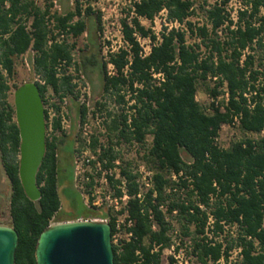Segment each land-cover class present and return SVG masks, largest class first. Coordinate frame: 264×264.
Segmentation results:
<instances>
[{"label":"trees","instance_id":"16d2710c","mask_svg":"<svg viewBox=\"0 0 264 264\" xmlns=\"http://www.w3.org/2000/svg\"><path fill=\"white\" fill-rule=\"evenodd\" d=\"M205 2L133 0L121 19L126 46L109 52L105 61L96 52L87 56L88 64L101 67L106 93L116 94L120 102L125 96L135 99L131 122L124 124L121 134L142 143L148 134L153 136L144 157L155 169L154 189L143 199L130 200L132 236L121 248L113 245L114 264H164L162 250L171 244L172 220L191 240L192 253L202 263L264 264V0H239L237 17L229 8L231 0H217L209 7ZM74 3L73 9L52 13L53 4L42 8L36 0H0V164L12 185L10 215L19 233L16 264H37L39 237L62 207L59 179L65 167H60L58 154L63 149L71 158L73 177L75 139L73 133H55L61 126L54 118L37 176L42 197L37 202L28 198L19 177L20 133L14 104L8 100L10 80L15 58L32 50L34 69L45 80L36 82L44 105L59 109L57 102H49V88L60 100L73 93L76 84L65 67L78 63L73 56L76 46L68 38L84 34L86 17L94 13L90 5L83 8L82 0ZM199 9L205 11L202 24L191 20ZM162 13L158 36L142 18L154 21ZM96 21L102 30L101 12ZM187 34L198 40L189 42ZM137 35L151 40L150 53L145 54ZM202 83L215 99L209 105L197 99ZM224 86L228 99H219L226 92ZM77 109L74 113L85 114V106ZM236 116L242 132L257 136L219 146L216 137L222 126ZM127 119L122 115L123 121ZM120 123L118 117L112 127L117 129ZM124 173L129 192L136 194L138 175ZM65 215L63 220H75L92 213ZM235 248H240L239 260L230 259Z\"/></svg>","mask_w":264,"mask_h":264},{"label":"built area","instance_id":"2783aa9c","mask_svg":"<svg viewBox=\"0 0 264 264\" xmlns=\"http://www.w3.org/2000/svg\"><path fill=\"white\" fill-rule=\"evenodd\" d=\"M138 37L141 41L142 38ZM143 39L149 42L147 49H144L145 54H148L151 51L152 43L149 38ZM72 65L74 63L67 67ZM61 66L64 64L58 68L59 72H62ZM109 69L111 72L112 64H109ZM58 74L61 75V73ZM39 76L35 82L44 84L45 80L40 74ZM224 90L225 94L221 95L219 99L223 96L228 97L226 86H224ZM121 94H125V91H121ZM90 95L88 86H75L73 93L63 96L58 102L59 109L56 110L48 103L45 106V110L47 109L49 114V118L46 120L47 133L54 132V118L59 120L61 126L55 133H74L73 184L84 198L86 206L93 213L87 218L77 220L110 223L114 226L112 243L121 248L125 241L131 238V228L134 226V220L130 214V200L135 197L143 199L146 192L154 189L155 169L148 164L144 157L152 143L153 136L148 134L145 142L142 143L136 139H128L121 134L124 124L131 122L130 106L135 103V99L130 100L128 96H125V101L120 102L116 94L111 95L105 92L104 96L90 103ZM210 99L215 101L213 98ZM71 100L77 101L80 106H85V114L74 113L70 105ZM122 115H128L127 121L122 120ZM118 117L121 119V123L117 129H114L112 124ZM224 125L239 127V118L236 116L232 123ZM216 143L224 148L231 144H223L221 131L216 137ZM125 170L138 175L136 181L139 190L136 194L129 192V178L124 173ZM173 178L176 179V176L173 175ZM160 208L165 210L166 206L162 205ZM172 223L173 226L170 230L172 241L162 250L163 263L191 264L193 259L198 261L197 256L192 253L191 240L181 233L179 225L174 220ZM159 248L160 245L155 246V251H158ZM233 252L239 254L240 248H235ZM230 259L237 260L232 255Z\"/></svg>","mask_w":264,"mask_h":264},{"label":"rangeland","instance_id":"374dc122","mask_svg":"<svg viewBox=\"0 0 264 264\" xmlns=\"http://www.w3.org/2000/svg\"><path fill=\"white\" fill-rule=\"evenodd\" d=\"M42 8H47L48 5L51 6V12L58 11L64 13L69 9L74 8V0H36ZM217 0H207L205 2L206 7L214 4ZM83 8L91 6L93 14L86 17L88 30L77 38L69 37L68 41L70 44H75V49L73 51L74 61L78 63L72 65L71 67H65L66 74L73 76L72 82H76L77 86H88L90 89V103H93L95 99L104 96L105 91L103 90V76L101 72V67L99 65H90L87 63V56H90L93 52L98 54L100 60L105 61L109 57V52L118 51L119 48L126 46L124 42L122 30H121V19L128 15L130 8L133 6V0H82ZM239 0H231L229 3V8L233 13L234 17H237L238 9L240 8ZM101 12L102 14V30H98V25L96 21V14ZM199 15L195 20L200 22H206L204 9H199ZM165 19V13L160 14L154 21L142 18V23L153 30L157 35L162 31V24ZM181 27H185L184 25ZM63 39V36L58 38ZM187 39L189 42H194L198 40L196 37L187 34ZM141 43L144 49H147L149 42L147 40L141 39ZM34 52L29 50L24 55L15 58V74L10 80V84L13 86L9 94L8 100L14 104V85L23 84L28 81H34L40 77L39 73L36 72L33 66ZM80 69L77 70L76 68ZM110 70V69H109ZM49 102H59L60 98L56 95L51 88L48 90ZM197 99L203 105H209L211 102L210 96L207 93L206 85L199 84ZM70 105L74 112L78 108L79 104L75 100H71ZM78 111V109H77ZM76 116V115H75ZM73 131V130H72ZM60 134V133H59ZM65 134V133H63ZM61 134V135H63ZM74 134V133H73ZM69 135V134H68ZM245 136L256 137L255 134H245L239 127H233L229 125H224L221 130V138L224 145H229L234 140L241 139ZM75 139V136H72ZM72 143V141H69ZM140 152V151H138ZM143 152V149H142ZM140 154V153H139ZM134 156V154H132ZM184 156H188L184 153ZM65 157V156H64ZM70 158V157H69ZM63 160V165L65 169L60 173L59 179V192L61 198V211L52 220V224L59 222H65L69 220L66 219L65 213H70L76 211L77 213H92V211L86 206L85 200L81 193L75 188L72 182V162L69 160ZM71 159V158H70ZM149 164V163H148ZM74 167V163H73ZM1 168V180H0V225L12 226L11 215H10V199L12 193L11 181L8 178L3 166L0 164ZM93 214V213H92ZM62 219V220H61ZM77 220V219H75ZM234 259L239 260L240 255L237 252L232 254ZM166 257L164 256V259ZM191 264H205L200 263L193 259Z\"/></svg>","mask_w":264,"mask_h":264},{"label":"water","instance_id":"95a60500","mask_svg":"<svg viewBox=\"0 0 264 264\" xmlns=\"http://www.w3.org/2000/svg\"><path fill=\"white\" fill-rule=\"evenodd\" d=\"M20 133L19 177L28 198L42 197L37 176L47 149L46 110L39 85L28 81L14 90ZM1 180V168H0ZM19 233L0 225V264H16ZM112 225L91 220L51 224L38 240L37 264H114Z\"/></svg>","mask_w":264,"mask_h":264},{"label":"crops","instance_id":"0c3cea01","mask_svg":"<svg viewBox=\"0 0 264 264\" xmlns=\"http://www.w3.org/2000/svg\"><path fill=\"white\" fill-rule=\"evenodd\" d=\"M59 157H60V167H61V165L63 164V160H62V157H63V149L62 150H60V152H59ZM72 180H73V177H72Z\"/></svg>","mask_w":264,"mask_h":264},{"label":"flooded vegetation","instance_id":"af4514ba","mask_svg":"<svg viewBox=\"0 0 264 264\" xmlns=\"http://www.w3.org/2000/svg\"><path fill=\"white\" fill-rule=\"evenodd\" d=\"M58 155H59V154H58ZM65 155H66V154L63 155L62 160H64V159H65V160H68L69 155H66V156H65ZM64 156H65V157H64ZM69 160H70V158H69Z\"/></svg>","mask_w":264,"mask_h":264}]
</instances>
